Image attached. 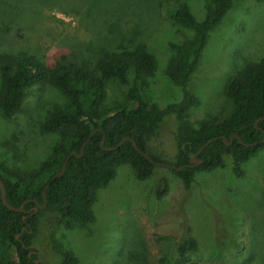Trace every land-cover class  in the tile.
I'll use <instances>...</instances> for the list:
<instances>
[{"label":"rangeland","instance_id":"1","mask_svg":"<svg viewBox=\"0 0 264 264\" xmlns=\"http://www.w3.org/2000/svg\"><path fill=\"white\" fill-rule=\"evenodd\" d=\"M207 0H0V53L29 55L53 61L64 54L94 64L107 52L143 47L156 62L152 76L142 77L150 102L160 108L179 102L181 91L166 72L177 44L194 31L176 22L174 12L184 4L199 20ZM207 38L199 63L190 76L198 103L160 125L157 153L173 162L174 132L186 123L196 127L209 119H227L233 104L226 96L227 80L248 62L264 60V0H240ZM133 72L129 73L131 82ZM2 78L0 76V86ZM106 107L131 108L127 88L116 78L105 82ZM21 109L10 118L0 112V164L23 173L37 171L60 139V132L45 133L41 123L56 108L68 109L69 98L51 85L33 86ZM238 178L232 159L224 166L201 170L190 188L172 171L156 168L138 178L130 164L117 167L115 177L99 187L91 206L92 219H73L57 228L63 248L78 264H158L170 238L180 241L186 219L198 241L189 257L198 264H264V149L243 166ZM165 176L168 192L156 197L157 178ZM43 223L35 247L38 259L60 264L49 247Z\"/></svg>","mask_w":264,"mask_h":264},{"label":"trees","instance_id":"2","mask_svg":"<svg viewBox=\"0 0 264 264\" xmlns=\"http://www.w3.org/2000/svg\"><path fill=\"white\" fill-rule=\"evenodd\" d=\"M236 1L240 0H207L203 20L197 19L186 5L177 7L176 22L193 30L194 36L169 45L177 57L166 76L180 89L181 99L164 108L150 102L142 88V77L152 76L156 69L154 57L143 47L107 52L94 64L64 54L53 61H43L29 55L0 53V112L5 118L21 109L25 92L33 86L51 85L70 100L68 109H54L40 125L45 133L60 132V139L37 171L23 173L0 164L6 201L12 207H21V211H11L0 197V264H35V261L46 264L39 261V249L34 245L39 228L46 222L53 225L48 231V245L60 264H78L73 253L63 248L58 226L71 219L81 224L90 223L95 192L115 177L119 165H132L140 179L153 175L157 166L140 151L154 162L177 168L185 166L181 171L163 168L177 175L186 188H190L199 171L223 167L225 157L232 159L235 175L243 176L244 164L264 149V60L248 62L227 80L226 96L234 106L227 119L205 120L196 127L186 123L176 127L173 162L163 151L157 153L159 146H153L165 117L179 118L198 103L191 92L190 76L199 63L210 32L223 21ZM130 72H133L131 82ZM110 78H116L127 88L134 107H106L104 86ZM92 131L95 132L84 146L82 157L70 156L65 173L53 178L72 151L79 155ZM233 134L240 142L232 138L231 144L225 145L221 137L229 142ZM124 137L133 139L139 150L131 140H124L115 147ZM198 150L196 158L203 159V163L188 166L190 157ZM43 192L46 206L35 212L36 203H44ZM167 192L166 177L157 178L156 197L163 198ZM181 227V240L170 238V247L160 250L158 264H198L189 257V253L197 249L198 241L186 219L182 220ZM144 264L152 263L145 258Z\"/></svg>","mask_w":264,"mask_h":264},{"label":"water","instance_id":"3","mask_svg":"<svg viewBox=\"0 0 264 264\" xmlns=\"http://www.w3.org/2000/svg\"><path fill=\"white\" fill-rule=\"evenodd\" d=\"M94 132H95V131H92V133L90 134V136L88 137V139H87V140L85 141V143L82 145V147H81V149H80V152H79V155H75L74 152L72 151V152L67 156V158L63 161L64 163H63V166H62L61 171H60L59 173H57L55 176H53V178L60 177V176H62V175L65 173L66 166H67V162H68L67 160H68V158H69L70 156H74V157H76V158H78V159L82 157V154H83V148H84V146L90 141V139H91L92 135L94 134ZM232 138H237L238 141L240 142V139H239V137H238L236 134H233V135H231V136L229 137V142H226L225 139H224L223 137H221V140L225 143V145L229 146V145L231 144ZM263 139H264V137H263ZM124 140H131L132 143H133V145H134V147H135L137 150H139L138 147H137L136 142H135L133 139H131L130 137H124L123 139L120 140V142H119L115 147H119L120 144H121ZM100 146H101V147L103 146V141L101 142ZM115 147H110V149H113V148H115ZM110 149H109V150H110ZM200 150H201V149H200ZM200 150H198L197 153H195L193 156L190 157V158H191V159H190V164H188V166H190V167H196L197 165L203 163V159L196 158V156L198 155V153L200 152ZM140 152L145 156V158H146L147 160H150L152 163H154V164H155L156 166H158V167H165V168L174 169V170H177V171H181V169H183V168L185 167V166H181L180 168H177V167H175V166H173V165H170V164H166V163H157V162H154V161L150 158V156L147 155L145 152H142V151H140ZM0 197H1V199H2L3 205H5L9 210H11V211H21V207L15 208V207L10 206V205L7 203V201H6V196H5L4 182H3V180H2L1 178H0ZM43 200H44V203L41 204V205L38 204V203H36V207L34 208V211H35V212H37V211H39V210L45 208V206H46L45 192H43ZM25 204H26V202L23 203V205H25ZM37 263H38V261H35V264H37Z\"/></svg>","mask_w":264,"mask_h":264}]
</instances>
